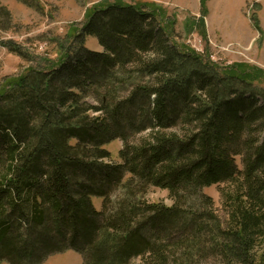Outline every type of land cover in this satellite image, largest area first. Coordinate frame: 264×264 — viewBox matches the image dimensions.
Wrapping results in <instances>:
<instances>
[{"label": "trees", "instance_id": "16d2710c", "mask_svg": "<svg viewBox=\"0 0 264 264\" xmlns=\"http://www.w3.org/2000/svg\"><path fill=\"white\" fill-rule=\"evenodd\" d=\"M174 36L160 6L123 0L52 40L55 57L0 36L27 63L0 79V263L73 249L83 264H264V70ZM152 187L172 205L145 199Z\"/></svg>", "mask_w": 264, "mask_h": 264}, {"label": "rangeland", "instance_id": "374dc122", "mask_svg": "<svg viewBox=\"0 0 264 264\" xmlns=\"http://www.w3.org/2000/svg\"><path fill=\"white\" fill-rule=\"evenodd\" d=\"M103 0H0L12 16L10 25H0L3 40L12 39L35 54L56 56L52 40L63 41L72 30L80 29L85 14ZM115 1V0H108ZM149 2L160 6L174 24V38L203 53L220 66L241 63L264 70V0H209L206 3L205 33H201L200 0H123ZM66 38L65 40H67ZM86 47L101 51L98 40L89 36ZM27 63L17 54L0 45V79L16 75ZM123 143L115 140L105 146L114 162H119ZM243 168L241 157L236 158ZM204 191L213 197L218 214L225 218L220 186L213 185ZM149 202L172 205L166 189L152 187L145 196ZM101 209L102 199L93 198ZM0 264H10L4 260ZM42 264H83L82 255L68 249L48 256Z\"/></svg>", "mask_w": 264, "mask_h": 264}]
</instances>
